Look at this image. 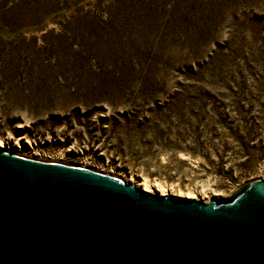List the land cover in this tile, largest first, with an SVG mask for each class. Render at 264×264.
<instances>
[{"label":"rangeland","instance_id":"rangeland-1","mask_svg":"<svg viewBox=\"0 0 264 264\" xmlns=\"http://www.w3.org/2000/svg\"><path fill=\"white\" fill-rule=\"evenodd\" d=\"M6 138L228 199L264 177V0H0Z\"/></svg>","mask_w":264,"mask_h":264},{"label":"water","instance_id":"water-1","mask_svg":"<svg viewBox=\"0 0 264 264\" xmlns=\"http://www.w3.org/2000/svg\"><path fill=\"white\" fill-rule=\"evenodd\" d=\"M0 264H264V179L205 204L0 149Z\"/></svg>","mask_w":264,"mask_h":264},{"label":"bare ground","instance_id":"bare-ground-1","mask_svg":"<svg viewBox=\"0 0 264 264\" xmlns=\"http://www.w3.org/2000/svg\"><path fill=\"white\" fill-rule=\"evenodd\" d=\"M11 141H12L11 138L0 139V149L7 151V152H10V153H13V154L19 153L17 151H13ZM13 143L18 149H22L21 141L17 140ZM20 154H23V153L20 152ZM17 155H19V154H17ZM27 158H29V157H27ZM32 159H34V158H32ZM36 160H39V159H36ZM99 173H102V172H99ZM102 174H104V173H102ZM104 175H108V174H104ZM108 176H112V175H108ZM112 177H115V178L120 179V180L123 179L122 181H124L125 183L130 184V185H134L137 188L145 190L151 194H156L159 196H169V197H175V198H182V199H193V200H197V201H202L205 204H209L211 198L217 199V198H227L228 197V196H226L222 193H218L216 191L207 192V191L202 190L199 192V191H191L189 189H186V190L174 189L172 187L169 189L166 186L157 183L156 181L150 182L146 179L136 181L133 179V177L132 178H125V177L123 178L122 177V179L118 178L116 176H112ZM262 179H264V177H262Z\"/></svg>","mask_w":264,"mask_h":264}]
</instances>
